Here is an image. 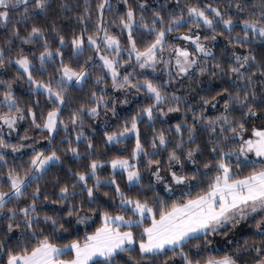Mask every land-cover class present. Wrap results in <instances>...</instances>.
Segmentation results:
<instances>
[{
  "label": "snow or ice",
  "instance_id": "snow-or-ice-1",
  "mask_svg": "<svg viewBox=\"0 0 264 264\" xmlns=\"http://www.w3.org/2000/svg\"><path fill=\"white\" fill-rule=\"evenodd\" d=\"M175 5L122 0L124 10L106 18L112 0L94 8L89 0H0V264H264V123L248 127L264 121V0ZM218 30L232 45L227 64L208 43ZM158 66L169 79L150 78ZM192 78L200 85L191 97L167 91L172 80ZM23 81L30 102L14 87ZM89 81L85 95H72ZM129 93L144 102L121 120ZM102 114L120 121L112 131L103 122L105 146L134 138L129 154L99 151L96 130L84 131L86 118ZM162 117L167 128L151 127ZM25 119L47 136L25 130L20 140L30 144L6 139ZM145 121L151 136L142 138ZM24 148L28 159L9 164ZM68 153L84 163L73 170L62 159Z\"/></svg>",
  "mask_w": 264,
  "mask_h": 264
},
{
  "label": "trees",
  "instance_id": "trees-1",
  "mask_svg": "<svg viewBox=\"0 0 264 264\" xmlns=\"http://www.w3.org/2000/svg\"><path fill=\"white\" fill-rule=\"evenodd\" d=\"M71 2L72 3H77L78 2L81 5L83 4V0H71ZM89 2L91 3V5L94 8L95 5L99 2V0H89ZM112 2L114 4L113 12L107 13L106 14V18L111 17L113 15V13H115L116 11H123L124 10L123 7H122V0H112ZM136 2H137V0H129V3L132 6H134V7L136 5ZM158 2H159V0H157V3ZM165 3H166L168 8H173L174 6H176L175 5V0H165ZM180 3L181 4H199L200 6H203L205 3H213L214 5L219 4V6L222 9L225 8V6H226V0H180ZM232 11L234 12L235 9H232ZM145 16H150V12H145ZM241 18H243V17H241ZM68 23L75 25L74 19L68 20ZM62 27L66 28V25H62ZM188 27H189V25H187V24L184 25L181 28V31H186L188 29ZM195 30L196 29L193 27V31H195ZM112 31H117V29L115 27H113ZM199 31H201L204 34H207L205 32V29L203 28V26L199 29ZM236 31H240L239 26L234 29V32H236ZM5 34H6V31L3 30L2 27H0V37H2ZM68 34H70V33L66 32V35H68ZM171 35L174 36L176 34L172 33ZM227 36H228L227 32H225L222 36L219 35V30H218L216 41H209L208 42L211 45H213V47H214V51L216 52V59L221 61L223 64H227L229 62L226 59V56L228 54V50L232 49V45L227 43ZM19 43H20L19 41H16V44H19ZM175 43L183 44L185 42L180 41V40H176ZM55 46H56L55 42H53V47H55ZM24 47H25V50L27 51L32 46H27L26 45ZM251 47L257 53H259L261 51L260 42L259 41H254L253 44L251 45ZM14 50H15V45H14ZM234 50L237 51V52H241V53L247 51L246 48L245 49H241L238 45L235 47ZM88 51L90 52V50H88ZM14 71H15V69H11L9 71V76H11ZM137 71H140V70L137 69ZM147 72L151 74L150 78H154L156 80H159L161 77H163V79H165V80L169 79L165 72L157 71L155 73H152L151 69L147 70ZM217 75L221 79H228L229 78V77L225 76L224 74L218 73ZM4 78L6 79L8 77H4ZM209 79H211L214 83H217V84H219L221 82V79H217V77H215V76L209 77ZM91 83L92 82L89 81V84L84 85V92L83 93H81L78 89H74L73 92H72V95L73 96L85 95L86 92H87V89L91 85ZM173 85L175 87H173ZM199 85H200V81L197 80L196 78L185 79L183 84H180L177 80H172L171 84L167 87V91L168 92L176 91L178 94L187 95V96L191 97L193 95V92H199ZM14 87H16L18 89V93L17 94H18V96L21 97V102L22 103L30 102L32 99L35 98L33 96H28L27 95V92L30 91V89H28L26 81L17 82L14 85ZM189 87L191 88L192 91H189ZM113 95H115L119 99L124 98L123 94L120 93V92H116V93L109 92L108 93V96L110 98ZM200 95H208V93L200 92ZM142 96H143V93H138L136 95H133V94L129 93V95L127 97L129 99V104H127V105H118V109L121 110V120H123L126 116L130 115L132 112H134L139 107V105L142 102H144L141 99ZM193 106H195V105H193ZM218 107L222 108V101H221V103H220V105ZM0 110H2V109H0ZM68 114L69 113H68L67 110H65L64 113H63L65 118L68 116ZM207 114L215 115V112L209 110V112ZM177 115L178 114H176V113H170L169 117L177 116ZM235 115L238 116L239 113H235ZM104 121H107L109 124H111V127L110 128H103V131H112V130H114L116 128L117 124L120 123V121H117L116 118L111 117L110 114L108 116H105V115L102 114L99 118H97L95 120L86 118L85 121H84V131L88 135L93 136V133H92L91 129H95L96 130L95 135L93 136V139H94V142L97 144V148H98L99 151H108L109 155H111V154L115 153L116 149L127 148L128 152H124L123 154H125V155L129 154L130 151H131V147L134 145V142H135L134 138L125 140L123 144L116 145L115 147H111L110 150H109V146H105V144L103 142V138L101 136V128L103 126V122ZM162 121H168V117H162V118L158 119L156 121V123L154 125H152L151 127H156V128L164 127V128H167L168 127V123H165V122H162ZM189 121L191 122L190 114H189ZM175 122H176L175 120L171 121V123H173V124ZM260 122H262V121H259V120L250 121L248 127L251 128V126L253 124L260 123ZM20 125H21V127H19L17 129V131L19 132V135H17V132L14 131L12 133L11 137L6 135V139H9L10 142H12V143H18L19 142V143L30 144L31 140H29V141H21L20 140V136H23L25 134V130H27L28 134L30 136H33V137H35L37 135L47 136L46 132L45 133H36L34 128L30 125V123L28 122L27 119H25L24 121H20ZM151 127L149 126L147 121H145L144 123L141 124L142 138H143V134L145 132H147L149 137L151 136ZM4 131H5V134H6L7 133L6 127H5ZM72 134H74V130L72 132L68 133V135H72ZM60 135L63 136V135H65V133L61 132ZM44 143H45V141L43 139L37 140V146H42V145H44ZM55 143H57L61 148L66 146V145H60L59 144V137H57V141ZM80 149H81V153H83L84 152V144L83 143L80 144ZM5 151H6V153H10L11 152L10 149L9 150H5ZM21 152L23 153V157L22 158L20 156H18L17 154H9L7 156L9 164H13V163L21 164L24 161H26L28 159V157L32 154V151L29 148L21 149ZM101 158H104V157H101ZM62 159H63L64 164L69 166V167H71L73 170H75L77 167L81 166L84 163L83 159L74 160L72 158V154L71 153L66 154V156L63 157ZM106 168H107V166H106ZM6 171H7L6 168L0 167V172H6ZM108 171H110V169L102 171L101 175H105L106 176L108 174ZM59 172H63V169L60 168V169H53L52 170L53 174H58ZM50 179H51V175H49V177H48L49 181H50ZM118 179H119V176H118ZM40 183H41V186L44 187L45 184H46V181L45 180H41ZM89 183H91V180L89 181ZM121 186L124 187L123 183H122ZM5 190H6V188H5ZM105 190L106 191H111L110 189H105ZM125 190H127V189H125ZM52 191H53V189L51 188V185L49 183L48 184V192H49V194H51ZM51 198L55 199L54 196H52ZM55 207L57 209H59L61 206L60 205H55ZM98 224H99V220H96V224L92 225V228H94L95 226H98ZM92 228H89L88 230L90 231V230H92ZM82 235H83V229H81V232H80V236L81 237H82ZM61 242H64V241H61ZM133 255H135V253Z\"/></svg>",
  "mask_w": 264,
  "mask_h": 264
},
{
  "label": "rangeland",
  "instance_id": "rangeland-1",
  "mask_svg": "<svg viewBox=\"0 0 264 264\" xmlns=\"http://www.w3.org/2000/svg\"><path fill=\"white\" fill-rule=\"evenodd\" d=\"M157 71H159V72H163V70L159 69V66H158V70H157ZM261 123H264V121H262V122H260V123H256L255 125H256V126H259Z\"/></svg>",
  "mask_w": 264,
  "mask_h": 264
}]
</instances>
